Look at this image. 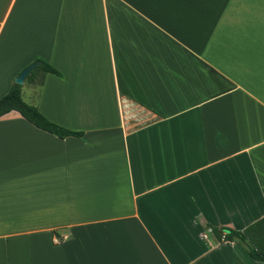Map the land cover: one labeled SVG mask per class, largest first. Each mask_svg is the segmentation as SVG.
<instances>
[{
	"label": "crops",
	"instance_id": "0c3cea01",
	"mask_svg": "<svg viewBox=\"0 0 264 264\" xmlns=\"http://www.w3.org/2000/svg\"><path fill=\"white\" fill-rule=\"evenodd\" d=\"M0 264H264V0H0ZM203 234L206 237H203Z\"/></svg>",
	"mask_w": 264,
	"mask_h": 264
},
{
	"label": "trees",
	"instance_id": "16d2710c",
	"mask_svg": "<svg viewBox=\"0 0 264 264\" xmlns=\"http://www.w3.org/2000/svg\"><path fill=\"white\" fill-rule=\"evenodd\" d=\"M33 61H39L40 64L29 72L25 81H32L39 74L40 76L37 81L41 84L43 76L47 72L60 75V71L47 60L37 57ZM10 110H17L24 118L38 128L53 133L59 137L70 135L82 136L83 134L82 131L71 130L49 120L44 114H42V112H40L37 106L26 102L21 97V84L16 83L13 79L8 92L0 97V116ZM209 227L218 239L238 240L252 258L256 260H264V216L252 221L242 229L213 225H209ZM227 229L228 231H226Z\"/></svg>",
	"mask_w": 264,
	"mask_h": 264
},
{
	"label": "water",
	"instance_id": "95a60500",
	"mask_svg": "<svg viewBox=\"0 0 264 264\" xmlns=\"http://www.w3.org/2000/svg\"><path fill=\"white\" fill-rule=\"evenodd\" d=\"M39 61H32L28 65H26L22 70H20L19 74L14 77V81L16 83L22 84L26 78V76L29 74L33 68H35L37 65H39ZM228 231V229L226 230Z\"/></svg>",
	"mask_w": 264,
	"mask_h": 264
},
{
	"label": "built area",
	"instance_id": "2783aa9c",
	"mask_svg": "<svg viewBox=\"0 0 264 264\" xmlns=\"http://www.w3.org/2000/svg\"><path fill=\"white\" fill-rule=\"evenodd\" d=\"M208 232H211V229L210 228H208ZM224 232H226V231H224ZM203 237H206V235L203 234Z\"/></svg>",
	"mask_w": 264,
	"mask_h": 264
},
{
	"label": "rangeland",
	"instance_id": "374dc122",
	"mask_svg": "<svg viewBox=\"0 0 264 264\" xmlns=\"http://www.w3.org/2000/svg\"><path fill=\"white\" fill-rule=\"evenodd\" d=\"M28 64H29V63H28ZM28 64H27V65H28ZM22 69H23V68H22ZM13 80H14V78H13ZM11 83H12V81H11Z\"/></svg>",
	"mask_w": 264,
	"mask_h": 264
}]
</instances>
